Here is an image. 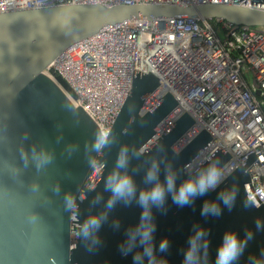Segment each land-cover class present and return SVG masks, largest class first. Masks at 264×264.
I'll return each mask as SVG.
<instances>
[{"label":"water","instance_id":"1","mask_svg":"<svg viewBox=\"0 0 264 264\" xmlns=\"http://www.w3.org/2000/svg\"><path fill=\"white\" fill-rule=\"evenodd\" d=\"M183 16L264 26L262 8L211 2L59 4L0 12V264H132L131 255L122 257L117 245L124 239V228L139 217L140 209L135 206H117L111 215L120 219L121 229L113 231L104 225L99 233L103 246L97 251H87L75 237L78 224L64 211L63 196L71 193L77 199L78 220L82 221L95 194L92 189L103 190V178L112 166L116 149L94 154L89 163L85 142L101 128L74 103L75 95L67 82L44 69L67 46L108 25L135 18L152 22ZM137 49L138 46L128 93L110 128L122 142L142 147L146 157L156 155L157 146H162L168 161L182 173L194 172L215 161L223 165L230 156L219 147L195 170L185 168L212 140L205 130H200L184 146L172 148L193 124L186 111L149 143L154 127L177 103L166 91L143 109L145 98L158 85V74L169 54L150 45L148 36L141 56L146 70H138ZM37 143L55 154L54 162L40 172L31 164L25 166L20 156L21 147L28 150ZM68 145L78 146V151L69 156L65 151ZM257 163L253 152L249 153L226 174L221 189H236L237 199L232 210L225 208L218 218L200 215L202 199H213L216 192L197 200L195 210L177 208L169 199L167 214L156 213L157 243L161 236L171 241L170 250L163 254L169 264H181L182 249L193 224L202 225L209 233L210 264H214L216 245L225 229H233L241 236L246 229L254 233L238 264H244L249 253H259L264 247V230L256 229V221H264V205L246 206L249 200L243 190V183L249 182L246 170ZM135 178L139 183L142 172ZM103 195L106 198L108 193Z\"/></svg>","mask_w":264,"mask_h":264},{"label":"built area","instance_id":"2","mask_svg":"<svg viewBox=\"0 0 264 264\" xmlns=\"http://www.w3.org/2000/svg\"><path fill=\"white\" fill-rule=\"evenodd\" d=\"M226 3L264 9V0H0V12L59 4ZM220 34V35H219ZM168 53L157 87L145 98L143 109L163 92L176 107L154 127L155 137L182 112L193 124L173 144L177 150L200 130L212 140L186 165L195 170L213 151L222 148L229 158L226 174L252 153L258 163L247 171L243 183L247 200L264 205V26L233 25L222 20L190 17L127 19L99 29L67 46L45 69L67 82L79 104L101 128H110L128 93L133 55L142 64L143 42ZM249 71L250 87L244 72Z\"/></svg>","mask_w":264,"mask_h":264},{"label":"clouds","instance_id":"3","mask_svg":"<svg viewBox=\"0 0 264 264\" xmlns=\"http://www.w3.org/2000/svg\"><path fill=\"white\" fill-rule=\"evenodd\" d=\"M114 147L115 158L104 175L103 190L92 189L95 194L89 200V210L82 221L78 220L77 199L71 193L63 196L64 211L74 217L78 224L75 237L89 252L103 246L99 233L104 225L108 224L113 231L121 229L120 219L111 215L117 206H135L140 209L139 217L136 223L124 228V239L117 245L120 255H131L132 264H169L163 254L170 250L171 241L166 236H161L158 243L156 241V213L167 214L169 199L177 208L195 210L197 200L216 192L215 198L202 199L200 204V215L206 219L218 218L225 208L231 211L235 205L237 190L231 187L221 189L227 175L219 161L194 172L182 173L168 161L162 146H157L156 155L146 157L142 147L122 142L119 134L111 128L96 130L91 140L85 142L84 153L91 163L94 154ZM65 151L71 156L78 151V146L68 145ZM20 156L25 166L31 164L37 172L46 169L55 159L52 150L38 143L28 150L21 147ZM140 172L142 180L138 183L135 176ZM59 191L57 187V194ZM103 193H108L106 198ZM246 206L254 205L246 201ZM256 229L264 230V221L258 219ZM208 236L202 225H192L182 249L181 264H210ZM253 238L254 233L249 229L242 236L233 229H225L216 245L214 264H238ZM244 264H264V247L259 253H249Z\"/></svg>","mask_w":264,"mask_h":264},{"label":"rangeland","instance_id":"4","mask_svg":"<svg viewBox=\"0 0 264 264\" xmlns=\"http://www.w3.org/2000/svg\"><path fill=\"white\" fill-rule=\"evenodd\" d=\"M219 35H220V34H219ZM244 78H245V81L248 83V85H249L250 87H252V85H251L252 76H251V74H250L249 71H245V72H244Z\"/></svg>","mask_w":264,"mask_h":264},{"label":"trees","instance_id":"5","mask_svg":"<svg viewBox=\"0 0 264 264\" xmlns=\"http://www.w3.org/2000/svg\"><path fill=\"white\" fill-rule=\"evenodd\" d=\"M208 23L214 25V20H208Z\"/></svg>","mask_w":264,"mask_h":264}]
</instances>
